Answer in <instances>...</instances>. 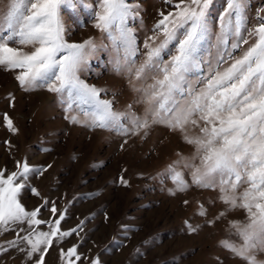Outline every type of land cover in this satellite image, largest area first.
<instances>
[{
    "label": "snow or ice",
    "instance_id": "6c2138e0",
    "mask_svg": "<svg viewBox=\"0 0 264 264\" xmlns=\"http://www.w3.org/2000/svg\"><path fill=\"white\" fill-rule=\"evenodd\" d=\"M164 4L167 12L159 11L141 45L134 26L144 24L138 0H11L0 17V68L14 72L25 91L56 94L71 123H82L83 116L86 126L125 137L147 136L153 125L179 132L193 151L177 152L165 167L173 194L192 187L214 192L212 205L219 203L223 210L209 219L211 210L201 204L197 218L205 227L228 221L236 240H224L222 247L244 264H264L257 259L264 253V6L250 23V0H225L216 17L210 14L213 0ZM77 6L106 35L113 71L125 74L137 93L122 110L113 99L102 98L105 89L81 78L98 44L92 37L66 38L63 12ZM5 120L9 131H18L10 118ZM49 168L27 160L15 161L13 171L0 168V234L15 236L7 247L0 245V256L16 249L30 264H45L55 245L61 264H102L99 256L79 251L83 237L71 243L84 222L68 227L67 208L32 184ZM119 183L129 184L123 175ZM25 193L38 198L37 204L28 206ZM238 209L246 221L228 219ZM185 227L192 235L200 231L192 221Z\"/></svg>",
    "mask_w": 264,
    "mask_h": 264
},
{
    "label": "rangeland",
    "instance_id": "374dc122",
    "mask_svg": "<svg viewBox=\"0 0 264 264\" xmlns=\"http://www.w3.org/2000/svg\"><path fill=\"white\" fill-rule=\"evenodd\" d=\"M10 2L0 0V17ZM138 2L144 24L141 27L137 21L134 26L142 45L159 11L167 12L169 6L164 0ZM86 3L94 4V0ZM224 3L213 0L212 17ZM261 6L264 0H250V23ZM63 17L69 29L67 39L82 42L92 37L98 44L81 78L105 89L107 95L102 93V98L113 99L116 109L132 103L137 93L132 92L125 74L113 71L114 53L106 35L93 27L89 12L77 6L75 11L65 9ZM68 115L56 94L46 89L25 91L14 72L0 68V168L13 171L17 160L37 167L51 164L32 184L59 208H67L68 227L84 222L83 232L71 240L76 243L83 237L79 251L99 256L102 264H244L222 247V241L236 240L228 231V221L205 227L204 219L197 218L201 204L211 210L209 219L223 210L219 203L212 205L215 193L192 187L173 194L174 184L164 179L165 167L177 152L188 155L193 151L179 132L153 125L147 136L125 137L114 130L92 129L83 116L82 123H71ZM5 116L17 132L8 130ZM121 175L128 180L127 187L119 183ZM24 202L34 206L38 198L25 193ZM228 219L246 221V214L238 209ZM185 221L200 225L199 233L189 234ZM14 238L12 232L0 234V245L7 247ZM257 259L264 260V253ZM0 264L30 262L24 253L10 249L0 256ZM45 264H61L55 245Z\"/></svg>",
    "mask_w": 264,
    "mask_h": 264
}]
</instances>
